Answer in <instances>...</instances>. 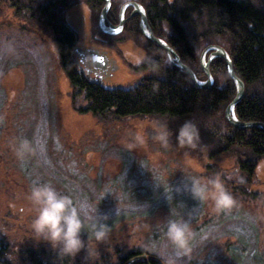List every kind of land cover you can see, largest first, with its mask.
Returning a JSON list of instances; mask_svg holds the SVG:
<instances>
[{
  "label": "rangeland",
  "instance_id": "rangeland-1",
  "mask_svg": "<svg viewBox=\"0 0 264 264\" xmlns=\"http://www.w3.org/2000/svg\"><path fill=\"white\" fill-rule=\"evenodd\" d=\"M87 7L78 0L68 21L80 34L79 46L89 42L97 48L106 46L116 61L118 69L101 83L108 88H129L153 74L154 66L146 65L160 52L153 48L148 53L147 43L139 35L124 36L116 46L94 38L99 19L94 22ZM3 16L0 14V238L4 241L0 249L8 262L34 264L35 259H47L48 252H54L50 244L35 238L30 227L35 209L28 196L33 183L40 182L70 195L81 207L86 223L89 216L108 217L105 222L111 231L107 240L97 242L83 234L91 256L86 261V251H81L71 258L73 264H106L110 253L116 263L115 251L131 248L147 249L152 256L161 254L167 264H264L263 161L251 189L244 194L234 188L240 180L235 159L226 155L210 159L209 141L204 136L202 149L179 148L173 137L167 150L150 139L143 147L130 150L132 135L137 130L150 132L152 121L168 124L174 133L184 121L161 115L116 118L111 113L96 117L80 112L86 105L84 94L72 87L64 73L50 33L36 21L14 14L9 22ZM202 72L205 74L203 68ZM215 84L223 87L226 82L220 76ZM199 119L195 115L188 120L198 126ZM25 140L33 151L21 159L17 148ZM216 174L226 177L222 181L235 201L228 211L217 212L210 198L201 202L190 194L191 177ZM251 193L259 197L252 199ZM166 219H182L190 225L189 255L178 253L166 240ZM44 244L47 253L43 255L40 246Z\"/></svg>",
  "mask_w": 264,
  "mask_h": 264
},
{
  "label": "trees",
  "instance_id": "trees-1",
  "mask_svg": "<svg viewBox=\"0 0 264 264\" xmlns=\"http://www.w3.org/2000/svg\"><path fill=\"white\" fill-rule=\"evenodd\" d=\"M77 1L0 0V14L9 22L14 14L24 20L36 21L50 33L64 73L72 87L84 94L86 105L81 107L80 112L92 113L96 117L111 113L116 118L161 115L180 121L195 115L200 117L198 127L204 141H209L210 159L222 155L235 159L240 180L235 181L238 186H232L246 194V190L251 189L259 164L264 162V130L239 129L228 122L225 112L236 96V86L227 71L225 60L216 58L210 64L215 81L222 76L225 86L219 87L215 82L211 88L201 89L186 71L170 61L165 49L143 35L139 19L129 20L117 36L105 34L96 24L97 31L93 36L98 40L103 39L106 45L116 46L124 40V36L131 38L139 35L147 43L145 49L148 53L151 54L153 48L160 52L159 56L151 57L146 65L154 66L153 74L144 76L129 88L105 87L80 71L72 57L80 34L69 23L68 13ZM83 1L90 7L94 22L98 21L104 1ZM128 1H112L109 15L113 24L119 23L120 9ZM134 1L145 7L154 34L173 47L182 62L199 79L206 78L200 62L203 51L210 45H220L226 49L233 60L236 74L245 84L244 98L235 106L237 117L244 122H264V0ZM119 53L123 54L124 51ZM215 173H220V170L215 169ZM249 196L252 199L259 197L254 193ZM3 241L0 238V246ZM45 246L41 245V250ZM52 252H48L47 259H35L34 264H73L71 258L61 260L55 251ZM41 253L44 255L47 252ZM115 253L117 262L113 261L114 254L110 253L106 264H146L138 257L147 254L149 258L151 255L144 248L117 249ZM149 260L150 264H167L161 254ZM0 264H11L4 258L1 249Z\"/></svg>",
  "mask_w": 264,
  "mask_h": 264
},
{
  "label": "clouds",
  "instance_id": "clouds-1",
  "mask_svg": "<svg viewBox=\"0 0 264 264\" xmlns=\"http://www.w3.org/2000/svg\"><path fill=\"white\" fill-rule=\"evenodd\" d=\"M179 148L196 150L205 146L201 143L200 130L193 120H185L174 133L168 124L161 121H152L150 132L137 130L132 135V142L128 145L130 150L143 147L148 139L162 149L172 146V139ZM33 151L28 141H22L17 148V155L21 159L25 154ZM187 154V153H186ZM191 196L201 202L209 198L213 202L217 212L228 211L234 204V198L225 188L219 174L206 178L191 177ZM35 209V215L31 221V230L38 241H44L51 245L61 260L72 258L86 251L85 260L90 259L91 253L86 248V242L82 239L87 234L89 239L97 242L107 240L111 231L105 222L107 215H101L103 219L94 216L88 217V222L82 215V209L70 195L60 192L51 183H33L28 196ZM164 234L166 240L178 253L189 255V239L191 236L190 225L182 219H166L164 221ZM12 260V257H8Z\"/></svg>",
  "mask_w": 264,
  "mask_h": 264
},
{
  "label": "water",
  "instance_id": "water-1",
  "mask_svg": "<svg viewBox=\"0 0 264 264\" xmlns=\"http://www.w3.org/2000/svg\"><path fill=\"white\" fill-rule=\"evenodd\" d=\"M130 6L134 7L136 11H138L141 14L140 28H141L143 35L151 42L165 49L170 61L175 66L186 71L190 75L192 81L197 87L201 89H209L213 86L214 78L210 70V64L216 58H223L226 62L227 71L236 86V96L226 109V118L228 122L239 129L259 128V129L264 130V122H261V121L244 122L237 117L235 113V106L237 103H239L244 98L245 84L241 80V78L236 74L235 69H234L233 60L230 54L222 46L210 45L203 51L201 55V65L207 76V80L201 81L200 79H198L196 73L189 66H187L186 64L182 62L181 58L179 57L177 52L173 49V47H171L165 40L157 37L154 34L152 28L149 25L147 15L145 13V9L143 8L141 4L137 2H133V1L125 3L122 6L121 11H120V15H119L120 23L118 25H113V24L106 25L108 11L111 7V0H105V5L99 17V26L102 29V31L110 35H116L120 33L123 29L124 23L126 22L125 11ZM80 49H81L80 47L76 46L73 49L72 54H75ZM209 52L210 54L207 56ZM100 58L105 59L104 56ZM99 82H102V80H99ZM138 258H142L146 264H150V260L147 254H142Z\"/></svg>",
  "mask_w": 264,
  "mask_h": 264
},
{
  "label": "flooded vegetation",
  "instance_id": "flooded-vegetation-1",
  "mask_svg": "<svg viewBox=\"0 0 264 264\" xmlns=\"http://www.w3.org/2000/svg\"><path fill=\"white\" fill-rule=\"evenodd\" d=\"M92 1L97 2L96 0H92ZM103 1H104V5H105V0H103ZM112 1L113 0H111V6H112ZM128 2H130V1H128ZM133 2H136V1H133ZM137 3H139V2H137ZM139 4H141V3H139ZM87 8H89V7H87ZM129 8H131V9L129 12H127V10ZM143 8L145 9L144 6H143ZM110 9H111V7H110ZM110 9H109V11H110ZM109 11H108V15H107L106 25L113 24L110 20ZM120 11H121V9H120ZM145 13H146L147 19H148V13H147L146 9H145ZM119 15H120V12H119ZM125 18H126V22L124 23L122 31L124 30V27L129 20L139 19V25H140L141 14L138 11H136V9L132 6H130L126 9ZM119 23H120V18H119ZM113 25H116V24H113ZM86 26H87V24H86ZM120 33H118V34H120ZM105 34H107V33H105ZM118 34H116V35L107 34V35L117 36ZM89 35H90V32L88 31V36ZM88 39L90 40V38H88ZM77 46L80 47L81 49L79 51H77L75 54H72V57H73L76 65H77L78 69L80 71H82L89 79H92L95 81H99V80L103 81V80L107 79L109 76H111L112 73L118 69L116 61L112 57H110V54H109L110 51L108 50L109 49L108 47L105 46L102 48L101 47L97 48V47L91 45L90 42H89V44H87V46H82V45H80V46L77 45ZM98 56H100V57L104 56L105 59H102Z\"/></svg>",
  "mask_w": 264,
  "mask_h": 264
}]
</instances>
